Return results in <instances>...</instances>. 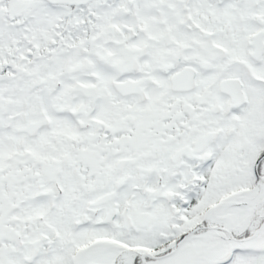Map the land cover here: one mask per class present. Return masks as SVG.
<instances>
[{"label": "snow or ice", "instance_id": "1", "mask_svg": "<svg viewBox=\"0 0 264 264\" xmlns=\"http://www.w3.org/2000/svg\"><path fill=\"white\" fill-rule=\"evenodd\" d=\"M0 264H264V0H0Z\"/></svg>", "mask_w": 264, "mask_h": 264}]
</instances>
